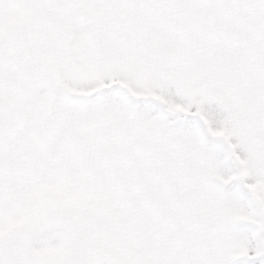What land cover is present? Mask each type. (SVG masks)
<instances>
[{"label":"snow or ice","instance_id":"1","mask_svg":"<svg viewBox=\"0 0 264 264\" xmlns=\"http://www.w3.org/2000/svg\"><path fill=\"white\" fill-rule=\"evenodd\" d=\"M0 264H264V0H0Z\"/></svg>","mask_w":264,"mask_h":264}]
</instances>
